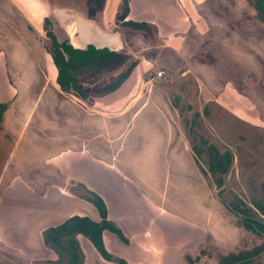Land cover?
Segmentation results:
<instances>
[{
    "label": "rangeland",
    "instance_id": "rangeland-1",
    "mask_svg": "<svg viewBox=\"0 0 264 264\" xmlns=\"http://www.w3.org/2000/svg\"><path fill=\"white\" fill-rule=\"evenodd\" d=\"M125 2L0 0V264H65L45 230L98 217L88 198L119 190L147 210L144 195L153 200L166 242L141 255L125 226L133 241L114 235V259L87 264H264V16L250 0H127V19L150 25L137 30L117 18ZM67 9L128 55L78 69L86 99L56 83L47 29L70 42ZM135 60L126 86L107 93Z\"/></svg>",
    "mask_w": 264,
    "mask_h": 264
},
{
    "label": "trees",
    "instance_id": "trees-1",
    "mask_svg": "<svg viewBox=\"0 0 264 264\" xmlns=\"http://www.w3.org/2000/svg\"><path fill=\"white\" fill-rule=\"evenodd\" d=\"M255 6L256 10L264 16V0H250ZM123 12L118 15L119 22L128 28H134L137 30L149 29L150 25L145 21H137L133 19H127L129 5L126 0ZM44 19V28L47 27V20ZM51 22L49 23V29H47V35L51 37L52 50L51 55L53 62L58 69L57 83L59 87L64 91H70L71 89L83 92L82 84L78 81L81 79L78 72L79 68L86 67L89 64L96 67L102 72L104 69L113 68L124 60L127 59V54L124 52L111 51L108 48L99 49L93 44L89 45L87 49H75L69 42H59L57 37L52 31ZM89 52L88 56L85 54ZM138 61L135 60L126 69L125 72L118 75L117 78L108 85L105 90L114 91L119 88L123 82L130 76L132 70L137 65ZM103 69V70H102ZM100 71V72H101ZM5 106L0 104V121ZM194 149L197 150L195 146ZM222 165L221 162H213V166ZM222 167H224L222 165ZM93 197L88 198L98 210L99 220H95L87 215H72L57 226L50 227L44 232L45 242L53 247H60L69 256L68 261L65 264H83L84 254L81 252V247L77 240L78 234H83L92 243L94 248L100 253V255L108 260L114 259V256L107 250L103 233L105 230L115 233L124 243H129V238L125 235L121 227H119L108 216V208L104 199L98 194L93 193ZM67 243V246L63 245ZM124 262V260H122Z\"/></svg>",
    "mask_w": 264,
    "mask_h": 264
},
{
    "label": "crops",
    "instance_id": "crops-1",
    "mask_svg": "<svg viewBox=\"0 0 264 264\" xmlns=\"http://www.w3.org/2000/svg\"><path fill=\"white\" fill-rule=\"evenodd\" d=\"M68 10H72V9H68ZM54 13H55V15H54L55 17H59V16H56V12H54ZM62 18L65 19L64 17H62ZM64 21H66V19ZM43 23H44V20H43ZM103 34L108 35L105 32ZM89 45H91V44H88V47H89ZM111 45H112V47H111L112 51L120 49L119 43L117 42V40H115L114 43L111 42ZM95 47L99 48V49H103L105 47L108 48L107 46L103 45V43H100V42L97 43V46L95 45ZM76 48H78V47H76ZM87 48H84V49H87ZM79 49H82V48H79ZM128 80L129 79H126L125 82H123V84L119 88H117L116 90L111 92V94L112 95L117 94L121 89H123L124 86H126L125 84H126V81H128ZM56 83H57V77H56ZM82 88H83L82 89L83 92H79L76 90H73V91L75 92V94L80 95L81 98L86 99L87 94L90 93L88 91H90V90L85 89L84 86ZM104 93H106V92H104ZM107 93H110V92H107ZM101 94H103V93H101ZM95 95H97V93ZM78 143H80V147H82V148L86 149L89 147L88 145L84 144L85 142H78ZM70 168L74 169V166H72V165L69 166L67 168L68 171L65 173L68 177L74 179V177H76V176L74 175L73 170ZM65 173H63L64 176H65ZM123 181H127L129 183V186H128L129 189L127 191H130L131 196L138 194L139 190L136 191L137 188L136 189L134 188L135 186L137 187V185L135 184V182H137V180H133L132 178L131 179L128 178V179H125ZM58 189H61V186H59ZM115 192L116 193L112 192L113 193L112 195L115 196V201H111L110 198L112 196H111L110 192L107 195V194H104V193L99 191V195L104 199V201L107 205L109 218L111 220H113L119 227H121V229L123 230L124 233H126L125 228H124L126 226L129 231L133 232L134 234L136 233L138 235L137 238H139L140 241L138 243L134 241L135 245H136L135 250L137 249L141 253V255H145L147 257L151 255V258L155 257V255H153V253L155 250L158 249V247H159L158 245H160L163 241L166 242V239L164 238L165 234H163L164 233L163 228L160 226V222H158L156 220V218L154 217L155 214H153V208L156 209L155 203L153 202V200L147 198L144 195V198L146 199V201L149 204V208L147 210V205L140 206L135 201L130 203V200L128 201L126 199L125 200L117 199V195H119L123 192L120 190L118 191L119 193L117 191H115ZM104 196H105V198H104ZM80 200H82V201L79 202L78 207H83V208H81L83 211L89 210L90 209L89 206L91 203L86 201V200H83V199H80ZM75 202H78V201H75ZM73 203H74V201H73ZM86 204H88V205H86ZM70 206H71V209H74L73 204L68 205L69 209H70ZM131 206H132V209L129 213V209L131 208ZM145 209H146V211H144ZM77 214L78 215H87L85 212H83L82 214H80V213H77ZM87 216H90V214H88ZM90 217H92V216H90ZM92 218L95 220H99V216L95 217V218L92 217ZM183 221H184V219L182 218L181 223H183ZM132 225H134V226H132ZM143 227H145V229H146L145 232L142 229ZM106 232L112 233V232L107 231V230H105L103 233V239H104L106 248L110 253H114L112 250L109 249L108 245L111 244V246H112L113 239H115L113 236L114 235L117 236V235L115 233H112V236H111V235H109V233H106ZM76 237H77V240L79 242L80 247H82L81 249L83 250L84 258L87 257L85 260L86 264H87V262L92 261V255H94L97 260H101L102 256L97 252V250L94 248V246L89 241V239L86 238V236H84L83 234H78ZM128 238H129V243H130V241H133L132 238H130L129 236H128ZM121 242H123V241L121 240ZM124 244H127V243H124ZM136 253H137V251H136ZM159 255L160 254H158L157 256L159 257ZM159 259H161V258H159ZM147 261L149 262L150 259H147ZM100 264H106V263H103V261H100Z\"/></svg>",
    "mask_w": 264,
    "mask_h": 264
},
{
    "label": "water",
    "instance_id": "water-1",
    "mask_svg": "<svg viewBox=\"0 0 264 264\" xmlns=\"http://www.w3.org/2000/svg\"><path fill=\"white\" fill-rule=\"evenodd\" d=\"M66 30L70 35V43L78 48H87L88 44L97 46L99 39L107 38L99 28L88 21L83 15L74 10H68L65 15ZM103 45L111 48L112 45L104 43ZM99 47V46H98Z\"/></svg>",
    "mask_w": 264,
    "mask_h": 264
},
{
    "label": "built area",
    "instance_id": "built-area-1",
    "mask_svg": "<svg viewBox=\"0 0 264 264\" xmlns=\"http://www.w3.org/2000/svg\"><path fill=\"white\" fill-rule=\"evenodd\" d=\"M162 74H163V71H160V72H159V75L162 76Z\"/></svg>",
    "mask_w": 264,
    "mask_h": 264
},
{
    "label": "flooded vegetation",
    "instance_id": "flooded-vegetation-1",
    "mask_svg": "<svg viewBox=\"0 0 264 264\" xmlns=\"http://www.w3.org/2000/svg\"><path fill=\"white\" fill-rule=\"evenodd\" d=\"M68 10V9H67ZM59 15V14H58Z\"/></svg>",
    "mask_w": 264,
    "mask_h": 264
}]
</instances>
